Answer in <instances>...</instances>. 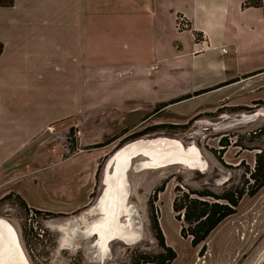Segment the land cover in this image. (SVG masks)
<instances>
[{
  "label": "rangeland",
  "instance_id": "obj_1",
  "mask_svg": "<svg viewBox=\"0 0 264 264\" xmlns=\"http://www.w3.org/2000/svg\"><path fill=\"white\" fill-rule=\"evenodd\" d=\"M191 41L194 49H201L195 35ZM135 57L139 64L150 65L152 72L162 69V56ZM168 61L176 65L174 58ZM170 75L180 77L182 72L172 67ZM250 77L234 85L226 97L217 98L225 92L192 94L190 99L170 101L161 111H156L159 103L146 104L158 97V88H147L143 81H136L133 88L124 84L118 104L137 112H119L112 104L100 110L102 106L92 103L89 120L67 123L62 130L52 128L40 136L37 153L43 162L32 165L28 161L25 168H12L0 176V220L16 231L28 264H131L134 256L162 258L167 247L176 254L170 264H264V186L253 197L243 196L236 212L208 236L204 249L191 247L190 238L180 235L181 222L172 211L177 189L220 194L226 187L248 181L255 155L264 149V135L253 133L264 128V89L257 86L264 73ZM186 83L166 86L159 97L176 99L191 89ZM131 91L126 104L125 96ZM101 93L114 98L112 90ZM60 98L66 97L61 94ZM158 136L195 146L206 169L171 166L139 171L135 165L142 160L134 159L128 172V206L132 226L141 236L133 244L114 240L105 258H95L93 238H84L82 232L100 216L95 209L106 161L126 143ZM158 235L163 237V246ZM30 248L35 259L29 255Z\"/></svg>",
  "mask_w": 264,
  "mask_h": 264
},
{
  "label": "crops",
  "instance_id": "obj_2",
  "mask_svg": "<svg viewBox=\"0 0 264 264\" xmlns=\"http://www.w3.org/2000/svg\"><path fill=\"white\" fill-rule=\"evenodd\" d=\"M178 16L187 19V31L176 29ZM192 35L204 37L206 48L194 49ZM0 45L1 176L43 162L40 136L89 120L92 103L132 114L135 108L119 105L124 84L158 88L146 104L159 107L204 90L226 93L261 76L264 0H0ZM140 55L162 56V69L139 64L133 56ZM172 67L182 76L172 77ZM179 81L191 89L176 99L159 97ZM257 86L263 90L264 80Z\"/></svg>",
  "mask_w": 264,
  "mask_h": 264
},
{
  "label": "bare ground",
  "instance_id": "obj_3",
  "mask_svg": "<svg viewBox=\"0 0 264 264\" xmlns=\"http://www.w3.org/2000/svg\"><path fill=\"white\" fill-rule=\"evenodd\" d=\"M149 144L151 145L142 146L135 143L122 149L113 156L112 173L110 175L105 173L106 186L95 209L100 216L84 231L85 236L93 232L98 234L96 244L99 257L102 259L108 255L109 240L117 237L131 239L137 235L132 226L133 220L128 206V172L133 167L132 156L143 153L149 157L148 161L142 160L135 165L139 171L161 166L169 159H178L177 161L196 170H203L206 166L199 150L193 145L184 151L179 140L150 142ZM0 264H28L16 231L5 220H0Z\"/></svg>",
  "mask_w": 264,
  "mask_h": 264
},
{
  "label": "trees",
  "instance_id": "obj_4",
  "mask_svg": "<svg viewBox=\"0 0 264 264\" xmlns=\"http://www.w3.org/2000/svg\"><path fill=\"white\" fill-rule=\"evenodd\" d=\"M249 5H251L250 1H247L245 7ZM252 5L258 6V3ZM195 38L198 39L199 36L196 35ZM1 50L2 46L0 45V52ZM207 91L209 90L198 92L195 95ZM190 97L191 96H187L184 99ZM167 105L168 104L160 105L156 111ZM253 133L258 136H263L264 128L259 130V132H257L258 134L255 131ZM259 150L260 151L255 155L252 170L248 171V181L242 186L239 184L231 185L226 187L220 194H215L208 190H192L191 188H188L186 192L180 191L179 189L176 190L172 201V211L175 214V218L181 222L180 235L183 238H190L191 247L196 248L202 245V249H204V242L208 236L220 225V223L236 212L235 208L243 196L253 197L264 186V149L259 148ZM225 186H227V184ZM155 230L160 232L158 226L155 227ZM158 240L163 246L164 241L161 235H158ZM175 259V252L167 247L166 255L162 256V258H150L147 256L143 257L138 264H170Z\"/></svg>",
  "mask_w": 264,
  "mask_h": 264
},
{
  "label": "water",
  "instance_id": "obj_5",
  "mask_svg": "<svg viewBox=\"0 0 264 264\" xmlns=\"http://www.w3.org/2000/svg\"><path fill=\"white\" fill-rule=\"evenodd\" d=\"M159 141H173V142H175V141H178V140L174 139V138L164 137V136H158V137H154V138H140V139H136L134 141H131L129 143H126L125 145L120 147L118 150H116V152H114V154L105 163L103 176H102V186L103 187H102V191H101L100 195L97 198L96 204H98L99 198L102 195V193L104 192V189H105V186H106V184L104 182L105 173H107L108 175H110L112 173V170H113V167H114V161H112L113 156L116 153H118L119 151H121L122 149H124V148H126V147H128V146H130L132 144H135V143L140 144L142 146H149V145H151V144H149L150 142H159ZM180 144H181V147H182V149L184 151H186L188 149V146L185 147L181 142H180ZM136 158H141V160H143V161H148L149 160L148 156L144 155L143 153H138V154H136V155L131 157V163ZM177 160L178 159L166 160V161H164L165 163L163 165L158 166V167H153V168H150L148 170H159V169H163V168H167V167H171V166H179V167L185 168L187 170H196L195 168H190L186 164H184V163H182L180 161H177ZM108 164H109V166H108ZM94 209H95V206H94ZM134 230L137 232V235L133 236L134 238L121 239V238L117 237V238H113V239L109 240L107 244H110L114 240H119V241L123 242L124 244H133V243L137 242L141 235H140L138 229H134ZM84 235H86V234H84ZM85 237L86 238H93V239H95L96 242L98 241V234L96 232H93L91 235L85 236ZM95 247H96L97 254H99V251H98V248H97V244H95Z\"/></svg>",
  "mask_w": 264,
  "mask_h": 264
},
{
  "label": "built area",
  "instance_id": "obj_6",
  "mask_svg": "<svg viewBox=\"0 0 264 264\" xmlns=\"http://www.w3.org/2000/svg\"><path fill=\"white\" fill-rule=\"evenodd\" d=\"M187 24H188V22L182 16H178L176 18V29L178 31L187 28L188 27ZM196 41H198L200 43L201 49L206 48V42H205L204 37H199L198 39L196 38ZM223 52H225V50H223ZM48 131H52V127L48 128Z\"/></svg>",
  "mask_w": 264,
  "mask_h": 264
},
{
  "label": "flooded vegetation",
  "instance_id": "obj_7",
  "mask_svg": "<svg viewBox=\"0 0 264 264\" xmlns=\"http://www.w3.org/2000/svg\"><path fill=\"white\" fill-rule=\"evenodd\" d=\"M220 157V156H219ZM199 171V170H198ZM94 209V208H93ZM97 215V214H96ZM92 221V220H91ZM90 221V222H91ZM90 222H88V224H87V226L85 227V229L89 226V223ZM85 229H84V231H85ZM84 231L82 232V236L84 237V238H86L85 236H84ZM121 242V241H120ZM93 243H94V249H95V252H96V256H95V258H99V254H97V251H96V247H95V244H96V241H95V239H93ZM121 243H123V242H121ZM39 245H37V247H38ZM29 251H30V257L31 258H33V259H35L36 258V256L33 254L34 252H33V249H29ZM135 257V259H134V261H133V258ZM134 257H132V263L131 264H138V262L140 263L141 262V259L143 258V256H139L138 258L136 257V256H134ZM143 264H149V263H143Z\"/></svg>",
  "mask_w": 264,
  "mask_h": 264
}]
</instances>
